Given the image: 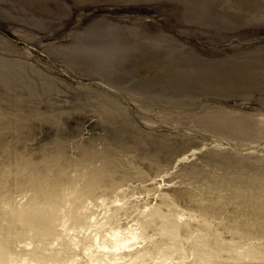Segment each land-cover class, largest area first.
Wrapping results in <instances>:
<instances>
[{
    "label": "rangeland",
    "instance_id": "obj_1",
    "mask_svg": "<svg viewBox=\"0 0 264 264\" xmlns=\"http://www.w3.org/2000/svg\"><path fill=\"white\" fill-rule=\"evenodd\" d=\"M102 263L264 264V0H0V264Z\"/></svg>",
    "mask_w": 264,
    "mask_h": 264
},
{
    "label": "bare ground",
    "instance_id": "obj_2",
    "mask_svg": "<svg viewBox=\"0 0 264 264\" xmlns=\"http://www.w3.org/2000/svg\"><path fill=\"white\" fill-rule=\"evenodd\" d=\"M86 184L91 188V191H92V187H93V190H94V188H95V186H96V183H95V181H91V182H86ZM91 185H92V187H91ZM88 191L87 190V188H86V185L85 184H83V186L80 188V191H81V193L82 194H87L86 193V191ZM93 192V191H92ZM66 197H69V199H72V200H76V194H75V192H73V193H67L66 194ZM51 206H53V205H51ZM153 208V207H152ZM153 210V209H152ZM159 211V210H158ZM158 211H156V212H158ZM160 213V212H159ZM161 214V213H160ZM149 215V214H148ZM151 215V214H150ZM159 217H161V216H159ZM150 221V220H149ZM151 221H153V220H151ZM150 223V222H149ZM170 223H172L171 221H170ZM206 223V222H205ZM207 225H209V224H207ZM210 227V226H209ZM174 228V227H173ZM174 229H177V227L176 228H174ZM173 229V230H174ZM177 231V230H176ZM176 233V232H175ZM134 234V233H133ZM174 235V234H173ZM172 235V236H173ZM136 236V235H135ZM175 236V235H174ZM173 236V237H174ZM176 237V236H175ZM175 237H174V239H175ZM133 238V237H132ZM123 243V242H122ZM114 247V246H113ZM138 252V251H137ZM137 252H135V253H137ZM141 252V251H140ZM140 252H139V254H140ZM142 254V253H141ZM126 255V254H125ZM121 256H123V255H121ZM136 256V255H135ZM142 257H143V255H141ZM140 255H139V257H141ZM133 258H136V257H134V255L132 256ZM111 258V257H110ZM114 258V257H113ZM138 258V257H137ZM112 259V258H111ZM128 259V258H127ZM142 259V258H141ZM139 260V259H138ZM110 261V260H109ZM135 261V260H134ZM99 262V261H98ZM101 263V262H100ZM103 264V263H102Z\"/></svg>",
    "mask_w": 264,
    "mask_h": 264
}]
</instances>
